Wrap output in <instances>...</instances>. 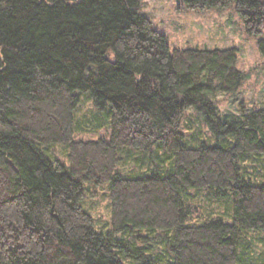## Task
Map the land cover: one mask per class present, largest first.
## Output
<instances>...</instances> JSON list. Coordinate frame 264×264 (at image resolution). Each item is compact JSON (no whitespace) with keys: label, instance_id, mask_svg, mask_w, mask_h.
Listing matches in <instances>:
<instances>
[{"label":"trees","instance_id":"16d2710c","mask_svg":"<svg viewBox=\"0 0 264 264\" xmlns=\"http://www.w3.org/2000/svg\"><path fill=\"white\" fill-rule=\"evenodd\" d=\"M141 2L0 0V264H264V105L222 119L210 96L242 86L237 50H171ZM181 4L264 28V0ZM80 94L105 139L77 138ZM190 109L217 144L189 146ZM84 184L108 186L106 232Z\"/></svg>","mask_w":264,"mask_h":264},{"label":"rangeland","instance_id":"374dc122","mask_svg":"<svg viewBox=\"0 0 264 264\" xmlns=\"http://www.w3.org/2000/svg\"><path fill=\"white\" fill-rule=\"evenodd\" d=\"M139 13L146 16L152 26L166 36L170 49H229L237 50V68L243 72L244 81L236 94L225 95L216 93L210 99L216 105V113L222 119H235L241 115V107L247 112L264 105V60L257 48V42L264 40V28L259 35L247 34L241 18L233 7L225 10L190 11L184 8L181 0H142ZM80 108L85 110L89 130L77 134L78 139L106 138L104 125V113L93 108L91 99L87 94H80ZM227 116V117H225ZM187 117L191 121L183 123ZM95 118L96 120H93ZM182 127L185 136L196 137L197 146L201 141L210 140L209 144L215 145L216 139L205 126L203 118L195 109L187 111ZM189 122V124L187 123ZM187 142V139H186ZM59 146H51L53 155L63 160V151ZM248 167L258 166L253 160L245 161ZM85 197L81 202L82 208L91 215L96 230L103 228V232L110 229V203L108 198V186L84 184ZM89 190V194L87 191ZM206 191L190 190V193ZM203 199V197H201ZM203 201V200H202ZM211 205L210 202L207 206ZM229 222V219H222ZM106 227V228H104ZM263 235V232L257 233ZM255 251V250H254ZM264 250H258L254 261H264Z\"/></svg>","mask_w":264,"mask_h":264}]
</instances>
